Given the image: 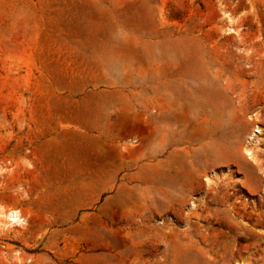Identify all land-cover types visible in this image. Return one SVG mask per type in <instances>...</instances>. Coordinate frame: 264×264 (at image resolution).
Returning <instances> with one entry per match:
<instances>
[{
	"label": "rangeland",
	"instance_id": "obj_1",
	"mask_svg": "<svg viewBox=\"0 0 264 264\" xmlns=\"http://www.w3.org/2000/svg\"><path fill=\"white\" fill-rule=\"evenodd\" d=\"M0 264H264V0H0Z\"/></svg>",
	"mask_w": 264,
	"mask_h": 264
},
{
	"label": "bare ground",
	"instance_id": "obj_2",
	"mask_svg": "<svg viewBox=\"0 0 264 264\" xmlns=\"http://www.w3.org/2000/svg\"><path fill=\"white\" fill-rule=\"evenodd\" d=\"M260 132V131H259ZM171 142V141H170ZM173 142V141H172ZM173 144V143H172ZM172 146V145H171ZM174 145L171 147V151H173ZM5 220L10 224H23L24 218L17 212L16 210H10L3 213Z\"/></svg>",
	"mask_w": 264,
	"mask_h": 264
}]
</instances>
